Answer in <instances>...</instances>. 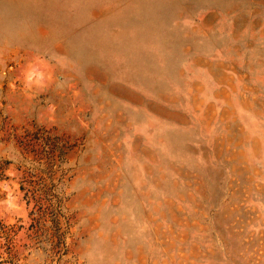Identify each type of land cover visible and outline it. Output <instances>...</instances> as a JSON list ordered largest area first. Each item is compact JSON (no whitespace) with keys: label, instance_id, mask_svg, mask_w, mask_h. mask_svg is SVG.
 <instances>
[{"label":"rangeland","instance_id":"1","mask_svg":"<svg viewBox=\"0 0 264 264\" xmlns=\"http://www.w3.org/2000/svg\"><path fill=\"white\" fill-rule=\"evenodd\" d=\"M0 171V264H264V0H0Z\"/></svg>","mask_w":264,"mask_h":264},{"label":"trees","instance_id":"2","mask_svg":"<svg viewBox=\"0 0 264 264\" xmlns=\"http://www.w3.org/2000/svg\"><path fill=\"white\" fill-rule=\"evenodd\" d=\"M17 146L23 154H30L33 160L44 159L49 162L52 159V152L55 150L54 144L50 143L49 136L43 130H36L34 133H26L15 139ZM4 163H7L6 161ZM4 175L0 171V178ZM2 225H0L1 230Z\"/></svg>","mask_w":264,"mask_h":264}]
</instances>
